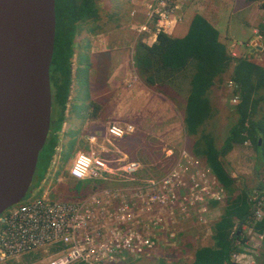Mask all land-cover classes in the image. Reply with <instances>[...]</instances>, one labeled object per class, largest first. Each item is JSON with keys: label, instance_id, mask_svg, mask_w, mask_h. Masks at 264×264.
<instances>
[{"label": "built area", "instance_id": "built-area-1", "mask_svg": "<svg viewBox=\"0 0 264 264\" xmlns=\"http://www.w3.org/2000/svg\"><path fill=\"white\" fill-rule=\"evenodd\" d=\"M187 1L149 0L146 20L135 27L136 31L148 33L147 40L153 43L159 33H172L182 20ZM255 33L257 40L263 39L259 29ZM229 86L236 91L231 79ZM233 102H239L237 93ZM134 131L133 124L113 121L107 126V143H98L95 135L87 137L93 147L78 151L67 172L75 180L91 182L95 187L89 192L83 190L72 198H61L55 192L51 195L49 185L55 174H50L37 186L49 179L41 196L32 189V199L1 213L0 264H32L38 252H49L39 264H128L150 256L161 242L176 246L180 219L222 200L226 189L212 168L186 150L164 176H137L142 164L112 142ZM62 179L59 176L57 181ZM106 182L114 185H99ZM250 199L254 203L250 230L257 240L253 247L259 248L264 231H257L254 225L264 219V195L258 191ZM247 251L232 252L237 263L248 262L243 260L249 256ZM254 253L257 250H252L251 257Z\"/></svg>", "mask_w": 264, "mask_h": 264}, {"label": "trees", "instance_id": "trees-1", "mask_svg": "<svg viewBox=\"0 0 264 264\" xmlns=\"http://www.w3.org/2000/svg\"><path fill=\"white\" fill-rule=\"evenodd\" d=\"M102 2L56 0V38L50 69L52 130L39 156L37 181L42 180L53 160L60 143L58 133L62 125L66 121L72 123L69 103L77 30L81 24L91 23V31L96 33L106 26L107 21L115 20L116 10L120 9V5H115L116 0H109L116 10L112 13L105 10L108 14L105 19L100 8ZM208 17L207 14L195 13L183 36L161 32L153 44L140 42L134 53V62H138L136 68L144 77V82L148 86H156L162 97L174 106L179 108L177 100L186 97L183 124L186 134L195 137L191 145L192 153L212 168L227 192L224 213L212 226L214 245L197 249L195 260L186 264H235L232 252L241 250L237 240L241 238L242 226L251 222L254 203L250 199L249 187L237 186V180L226 169L223 158L236 147L251 141L255 152L254 173L263 172L260 169H264V60L260 62L248 56H233L220 31ZM262 28L264 32V24ZM228 72L236 84L235 93L239 95L235 108L237 121L230 127L223 144L217 146L214 135L205 129V125L213 115L212 89ZM68 134L74 136V141L79 140L75 127ZM67 180L69 185L66 187L73 190L82 182L81 194L84 187H95L89 181L75 182L70 176ZM258 186L264 195V181L260 180ZM254 227L259 232L264 231V219Z\"/></svg>", "mask_w": 264, "mask_h": 264}, {"label": "rangeland", "instance_id": "rangeland-1", "mask_svg": "<svg viewBox=\"0 0 264 264\" xmlns=\"http://www.w3.org/2000/svg\"><path fill=\"white\" fill-rule=\"evenodd\" d=\"M192 1L194 0H190L185 3V6L183 7L184 11L182 13V19L185 16H190V14L192 13V6L201 5V2H199V0L197 1L195 0L194 3ZM254 1H257V0H252V1L251 0H233V1H230L231 3H229L228 7L233 6L232 12H234L235 18L245 19L246 14L248 13L247 19H248V16L254 19V17L256 16L255 10L256 9L258 10V5H259L258 2H254ZM108 4L109 3L106 0L105 5H108ZM116 4L123 5V2L122 0H116L115 5ZM262 4H264V2ZM102 6L104 8L103 3H102ZM251 6H254V8H251ZM189 7H191V9ZM251 12H253L252 15H250ZM240 14H243L244 17ZM119 16L120 17L118 20L115 19V20L109 21L107 24V27L109 28L108 29L109 30V35H108L109 36V45H108L109 62H121L122 60L126 62H133L135 49H134V46L132 49V46L130 45L132 44L133 33L135 32V30L131 28L132 24L129 25V22L128 23L126 22L127 21L126 18H122L123 17L122 15H119ZM262 24H264V18L262 19ZM91 25H92L91 23L81 24L77 30V34L81 31L84 32V31L91 30L92 29ZM257 28L260 30L261 34L264 36L262 27L260 28V26H253L252 28L253 35H252L251 41H253L254 44L251 43L249 45H253V46L255 45L254 47H257V45L261 42V40L255 39V31ZM118 30H120V33H117ZM234 38L233 37L230 38V41L232 42ZM235 39H237V37ZM85 40L86 42L84 41V45L81 46L82 47L81 53H84L83 56L84 58L86 57L88 61L89 56L87 54H89L90 45L86 38ZM239 41L240 40L238 38L236 46L230 45V49H229L230 53L235 52L236 57H238L244 51H243V48L240 49V52L236 51V49L244 47V48H247L245 51L246 56L250 58H255L256 60L260 62L264 60V57L260 55L261 54L260 51L255 52L256 51V48H255L254 49L255 53H253L250 51L249 46L242 43V41L240 42ZM260 44H263V43H260ZM251 53L253 55H251ZM230 76H231L230 72L226 73L223 76V80L217 81L216 85L213 87L212 92H211L213 115L211 119L207 122V124L205 125V129L207 131H210L214 135V144L219 145V146L220 144H222L223 140L227 136L230 127L233 125L235 121H237V114L235 112L236 103L233 102L235 91L232 89V87L229 86ZM112 93L110 94V98L112 100L108 102V106H105L103 108L102 117L96 120L93 124V129L95 130V128H97L98 134L96 133L95 136L98 138V143L104 141V139L106 138L105 134L107 130V125L109 124V122H113V121H117V122L120 121V123L122 124L129 122V124L134 125L135 130L139 126L141 128L147 129V132H149V134L146 133L147 135L152 136V134H156L155 135L156 137H151V138L145 137L144 143H146L145 146L147 147L137 152V155L144 159V160L140 159V162L144 165V167L142 168L143 170L140 169L141 171L139 172V174H137V176L142 177V178L162 177L165 174H167L169 170H171L177 164V162L179 161L181 157L183 150H186L188 152L192 151L191 145L193 144L195 137L187 135L185 132L184 126H183L184 125L183 116L185 113L186 97L184 100L183 98H179L180 101L177 100L180 106L179 108L174 106L173 103H170L171 105L169 104L168 106L169 108H171V110L165 112L164 107L159 102V98L156 94L158 100L156 101L157 103L152 106V109L148 110L146 114H141L140 116L133 118L132 115H124L125 111L127 112L133 111L132 100H129L128 98L123 96V94H118L117 92H115L114 94ZM157 93L161 95L158 92V90H157ZM79 97L81 101L83 99V102H87L88 92H85V94H80ZM166 101H169V100L166 99ZM78 105H79V102H78ZM78 105H76V107L80 108V106ZM117 110H120V111H117ZM156 121L158 122L155 124V127L159 128L160 130H156V132H153L151 130V126ZM65 123L66 122H64L61 129L59 130L58 134L60 136V143L56 149V152L54 154L53 160L49 168L43 174L42 180L50 174H55V177L53 178V180L51 181V184L49 185L50 186L49 190H50L51 195H53L55 192V194H57L61 198H68V197L72 198L76 196L79 197V195L81 194L79 190L82 188L83 183L81 182L79 185H77L74 188V190L69 187H66L69 185V182L67 180V177L69 176L67 172V168L71 165V162L73 161V158L75 157V154L78 151L80 150L86 151L89 149V148H86L87 144L89 146L91 145L89 141L87 140V137L92 136L90 133H93L94 130H87L86 133L81 132L80 136L78 137L79 140L74 141V138H73L74 136L72 134L67 135V132L69 131V125ZM141 138L143 140V136H141ZM136 139L137 137L130 138V140H135V141ZM169 149L173 150L174 152L173 154H176V153L178 154L176 161L175 159L171 157H167L166 153ZM170 154H171L170 156L172 157L174 156L172 153ZM191 154L193 153L191 152ZM69 156L70 158L68 159V161H65L64 158L69 157ZM199 160L202 163H205L204 160L202 159H199ZM54 161L56 162L53 165L52 163ZM223 161H224L226 169L230 172V174L233 177L237 178L236 180H237L238 187L248 186L250 189L249 190L250 196H253L258 191H260L258 190L259 186L255 184L257 183L256 182L257 179L258 180L261 179L264 181V169H260V170H263V172H261V174H259L258 177L254 176L255 152L250 144L244 143L243 146L236 147L233 151L229 152L223 158ZM38 171L39 170L36 171V174L34 176V180L32 182L28 195L20 203H23V202L28 201L29 199H32L31 193L35 189H36L37 197L41 196L44 193L43 191L48 185L49 179L48 180L46 179L47 181L45 184H43V186H40V188H37V186L41 185L40 184L41 182L39 183V181H42V180H39V181L36 180V178L39 177L37 176ZM65 172H67V174ZM59 176L63 177L61 183L57 181V178H59ZM75 182H77V180H75ZM99 185L100 186L102 185L112 186L114 184L113 182H106L104 184L99 183ZM32 189L34 190L31 191ZM83 190L84 191L86 190L87 192H89L91 190V185L84 187ZM226 197H227V192L224 194L222 200L220 201L222 203L221 205L225 204ZM212 216H214V212L212 211L210 212V210L209 211L205 210L203 212L195 213V214H193L192 212L189 218L180 219L179 224L176 225L178 228V231H179V227L184 224L182 228L186 233L183 236V238L187 237L192 242V246H188L185 244L184 246H186L187 251L186 253L182 252L183 254H185V257L184 255H181V259L175 258L170 263L174 264L176 263V261H180V262L193 261L194 256H195V250L198 247L213 243V241L208 237L209 236L208 234H210V230L208 228L210 223H205V222H208L207 221L208 219L206 218H211ZM250 228H251V225L249 223L244 224L242 226L241 238L237 240V245L239 246L241 250H236V251L248 250L247 254L249 256H245L244 258L246 259H243L244 261L245 260L248 261L245 264H253L254 261H256V263L258 264L257 257L255 255H252L251 257V253H252V250H257V252L260 251L261 249L263 250L264 242L262 243V247H259L261 249L254 248L253 246L255 242H257V240L253 239V233L250 230ZM199 237L201 239H198ZM243 240H245L244 243H242ZM47 256H49V252H38L37 254H35L32 260V264H39V260ZM232 260L236 264H239L237 263V259L233 257V254H232Z\"/></svg>", "mask_w": 264, "mask_h": 264}, {"label": "crops", "instance_id": "crops-1", "mask_svg": "<svg viewBox=\"0 0 264 264\" xmlns=\"http://www.w3.org/2000/svg\"><path fill=\"white\" fill-rule=\"evenodd\" d=\"M148 1L149 0H138L137 2V0H122L124 7L123 5L118 4L120 5V9L117 10L115 9V6L112 7L113 3L109 2V0H107V2L110 3V6L105 5L106 0H103L102 2L104 4V8L102 6V3L100 5V8L102 10V13L104 14L105 19H107L106 15H108L107 12H104L105 10L108 9L110 13H112V11L115 12L116 10L117 13L114 16L116 20L119 19L120 17L119 15H122L123 16L122 18H126L127 20L126 22L127 23L129 22V25L132 24L131 28H133L135 32L133 31L134 32L133 41L130 46H132V49L134 46L135 50L140 42H146L148 44L153 43V42H148L147 40V36H149L148 33L140 34L135 29L137 25L145 22L146 20L145 19L146 11H147L146 3ZM194 1L192 2L194 3ZM230 1L233 0H199V2H201V5L192 6V13L190 14V16H185L183 17L182 20L178 21L173 29V32L168 34L175 36L185 35L188 30V22L192 18V16L195 13H203L209 16L208 18L211 19V22L220 31L221 37L226 42L229 49H230V45L233 46L237 45V40L239 38V40L242 41V43L250 47L249 49L251 52L255 53L257 51H260L261 53L260 55L264 57V47L263 49H258V47L249 45L251 43L254 44L253 41H251L253 35L252 32L253 26L262 27V19L264 18V8L262 3L264 2V0L254 1L259 3L258 10L257 9L255 10L256 16L254 17V19H252V17L249 16L247 19L248 13L246 14L245 19L235 18L234 12H232L233 6L228 7L229 3H231ZM189 8L191 9V7ZM251 8H254V6H251ZM181 13H183V10L181 11ZM252 13L253 12H251L250 15H252ZM240 15L243 16V14ZM107 24L108 21L106 22V26L102 30L100 29L96 33L92 32L91 30L84 32L81 31L76 36L75 55L73 59L72 92L70 95V103H69V108L71 110L70 117L72 123L66 121L65 124L69 125V130L73 129L74 127L75 130L78 129L79 136L81 132L86 133L87 130H94L93 124L96 120L102 117L103 108L105 106H108V102L112 100L110 98V94L112 92H113L112 94H114L115 92H117L118 94H123V96H125L129 100H132L133 111L132 112L125 111L124 115H132L133 118H136L141 114H146L148 110L152 109V106L157 103L156 101L158 100V98H159V102L163 105L165 112L171 110V108H169L168 106L171 102L166 101V99L162 97V95H159L157 93L156 86L153 87L148 86L144 82L145 80L144 77L140 76L136 68L138 62H134V60L133 62H126L124 60H122L121 62H109V58H108L109 28L107 27ZM117 33H120V30H118ZM256 36L257 35L255 33V39ZM232 37L233 38L237 37V39L234 38L233 41L231 42L230 38ZM85 38L88 40L90 45V49H89L90 51L89 54H87L89 56L88 61L86 57L84 58L83 56L84 53H81V49H82L81 46L84 45V41L86 42ZM260 43H264V36L263 39H261ZM260 43L259 44L257 43L258 44L257 46L262 45ZM242 48L244 52L241 53V55H239L238 57L246 56L245 51L247 48L244 47L237 48L236 51L240 52V49ZM255 48L256 51L254 52ZM234 54L236 55V53ZM85 92H88L87 102H83V99L81 101L79 97L80 94H85ZM76 105L80 106V108L79 107L77 108ZM157 122L158 121L154 122L152 126L150 125L151 130L153 132H156V130H160L159 128L155 127V124ZM95 130H94L95 132L93 131V133L90 134L91 135H96V133L98 134L97 128H95ZM146 133L149 134L146 128H141L138 126V128H136L134 132L126 135L123 138L115 139L114 142L112 139V142L116 148L121 150V152L126 154L130 159L140 162V159L143 158L139 157L137 155V152L147 147L145 146L146 143H144V138L156 137L155 136L156 134H152V136H150L147 135ZM141 136H143V140ZM131 137H137L136 141L130 140ZM105 139L103 142H105ZM222 144H220V146ZM91 147H93L92 144L90 146L87 144L86 146V148L89 149ZM170 153L172 154L174 153L172 149H169L167 151L166 153L167 157H171L176 161L178 154L177 153L173 154L174 156L172 157L170 156L171 155ZM143 167L144 165L142 164V168ZM254 176L258 177L259 174L256 175L254 173ZM260 180L257 179L256 181L257 183L255 185H258ZM221 204H222L221 202L214 201L207 208L208 211L210 210V212L211 211L214 212V216H212L211 218H206L208 219L207 220L208 222H205V223H210V225L208 226L210 230V234H208L209 235L208 237L213 241V243L208 245L206 244L203 246L214 245L212 226L221 217V215H223L226 202L224 205ZM183 225L179 227L176 246H166L164 243L161 242L159 243L158 247L155 248L154 252H152L150 256H144L128 264H173L170 263L173 259L175 258L181 259V255H184L185 257V254L183 253H186L187 249L186 246L184 245L186 244L188 246H192V242L187 237L183 238V236L186 233L182 228ZM198 239L201 238L199 237ZM201 247H198L197 249ZM255 256L257 257L258 264H264V247L263 250L261 249L260 251H258L255 254ZM259 259L261 260L260 262ZM194 260H195V256H194ZM193 261H188V262L176 261V263L174 264H186V263H191Z\"/></svg>", "mask_w": 264, "mask_h": 264}, {"label": "water", "instance_id": "water-1", "mask_svg": "<svg viewBox=\"0 0 264 264\" xmlns=\"http://www.w3.org/2000/svg\"><path fill=\"white\" fill-rule=\"evenodd\" d=\"M55 38L56 0H0V215L30 191L52 130Z\"/></svg>", "mask_w": 264, "mask_h": 264}, {"label": "bare ground", "instance_id": "bare-ground-1", "mask_svg": "<svg viewBox=\"0 0 264 264\" xmlns=\"http://www.w3.org/2000/svg\"><path fill=\"white\" fill-rule=\"evenodd\" d=\"M184 6H185V5H184ZM184 6H183V7H184ZM182 9H183V8H182ZM183 11H184V9H183ZM260 28H261V27H260ZM257 29H258V28H257ZM262 29H263V28H262ZM157 39H158V38H157ZM140 40H141V39H140ZM256 42H257V41H256ZM148 45H149V44H148ZM254 46H255V45H254ZM245 55H246V54H245ZM251 55H252V54H251ZM256 55H257V54H256ZM257 57H258V56H257ZM234 66H235V64H234ZM233 68H234V67H233ZM76 129H77V128H76ZM77 130H78V129H77ZM250 142H251V141H250ZM120 151H121V150H120ZM122 153H123V152H122ZM141 169H142V168H141ZM142 170H143V169H142ZM27 195H28V193H27ZM27 195H26V196H27Z\"/></svg>", "mask_w": 264, "mask_h": 264}]
</instances>
